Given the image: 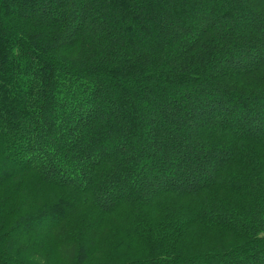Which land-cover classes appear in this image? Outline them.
<instances>
[{"label":"trees","instance_id":"16d2710c","mask_svg":"<svg viewBox=\"0 0 264 264\" xmlns=\"http://www.w3.org/2000/svg\"><path fill=\"white\" fill-rule=\"evenodd\" d=\"M0 264H264V0H0Z\"/></svg>","mask_w":264,"mask_h":264}]
</instances>
